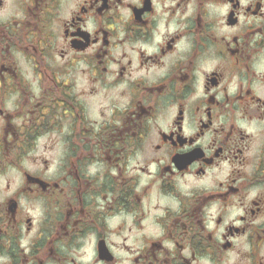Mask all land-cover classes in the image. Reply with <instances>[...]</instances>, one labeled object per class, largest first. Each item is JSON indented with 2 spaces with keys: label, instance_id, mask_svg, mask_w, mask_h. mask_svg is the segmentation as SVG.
<instances>
[{
  "label": "flooded vegetation",
  "instance_id": "af4514ba",
  "mask_svg": "<svg viewBox=\"0 0 264 264\" xmlns=\"http://www.w3.org/2000/svg\"><path fill=\"white\" fill-rule=\"evenodd\" d=\"M0 264H264V0H0Z\"/></svg>",
  "mask_w": 264,
  "mask_h": 264
}]
</instances>
